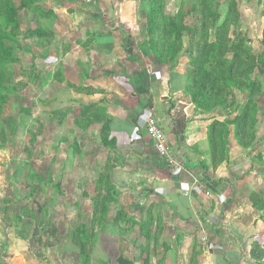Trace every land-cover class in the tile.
<instances>
[{"label": "rangeland", "instance_id": "rangeland-1", "mask_svg": "<svg viewBox=\"0 0 264 264\" xmlns=\"http://www.w3.org/2000/svg\"><path fill=\"white\" fill-rule=\"evenodd\" d=\"M26 2L29 7L19 12L18 17L23 32V48L16 47L15 54L19 63L7 66L12 75L6 70L5 80L11 82V90L0 91L8 97L0 119V264H7L9 258L13 263L15 256L11 259V251L21 254L27 249L43 264H81L82 260L75 252H70L68 244L71 238L83 234L84 227L89 235L95 231L98 234L100 228L92 223L93 202L102 203L105 198L113 206L112 218L117 209L125 206L126 213L136 217L138 223L134 233L116 237L121 250L137 256L143 246H148L147 237L139 228L140 222H144L142 205L137 208L130 194L120 196L116 178L112 179L115 191L110 190L109 174L117 165L111 162L104 137L108 136L111 120L102 105L104 99L84 91L98 89L102 81L88 83L79 71L80 56L90 51L95 41L101 42L98 35L106 32L107 37V30L121 29L124 33L117 40L124 57L128 48L134 47L133 52H138L135 44H128L130 37L142 50L146 43L149 52L152 51L149 28L153 20L160 17L165 27L155 31L154 40L159 39L158 36L169 38L166 42H176L180 53L176 61L165 58L163 62L158 60L154 48L157 54L153 53L151 58L157 66L165 63L171 67L173 75H180L177 90L184 91L185 105L190 103L187 75L192 67L221 76L216 87L210 84L205 92L206 101L201 109L206 112L195 110L208 118L207 121H221L227 126L229 145L226 154L221 155L226 158L225 163L232 155L231 138L238 143L234 125L228 126L227 122L242 115L245 104L254 100L256 111H251L249 117L255 120L256 139L252 142L256 144L241 158H258L255 169L264 171V0H14L13 7L5 8L0 3V15L11 13V23L16 19L19 6ZM35 8L39 14L32 18ZM41 14H49L51 18ZM7 22L0 17V30H5L2 27ZM31 28H37L38 37L26 38ZM163 43L158 47L164 50L168 45ZM236 48L244 59L243 64L236 63L238 66L234 64ZM145 63L150 66L152 62L148 59ZM220 64L223 74L215 67ZM104 65L101 62V66ZM123 68L127 72L130 67ZM147 69L142 68L146 75L151 71ZM104 71L100 68V80L104 78ZM78 78V84L72 81ZM146 86L148 92L150 86ZM234 157H237L235 153ZM229 165H224L225 173L242 174L241 169L237 172V167ZM262 175L264 172L257 175L255 171L250 180L243 176L245 187L252 180L255 188L257 181H263ZM137 182L132 179V184ZM221 183L219 180V185ZM129 225L123 222L125 230ZM11 229L15 238L13 250L7 239ZM159 235L160 226L154 222L150 250L157 244ZM37 236L43 237L42 245L36 242ZM104 238L105 235L102 240ZM168 238L174 242L173 235ZM67 252L71 254L69 261L62 258ZM170 259L181 261L173 258L171 252ZM205 259H195L194 263L203 264ZM96 261L92 256L87 264H100ZM179 264L191 263L184 259Z\"/></svg>", "mask_w": 264, "mask_h": 264}, {"label": "crops", "instance_id": "crops-1", "mask_svg": "<svg viewBox=\"0 0 264 264\" xmlns=\"http://www.w3.org/2000/svg\"><path fill=\"white\" fill-rule=\"evenodd\" d=\"M107 34V37L106 32L98 35L101 42L95 41L89 47L90 51L86 50L84 56H80L79 71L88 83L102 81L99 90L89 86L93 90L84 91L90 96L104 99L102 105L106 107L111 120L108 136L115 140L113 147L108 148V155L112 157L113 165H117L113 178L120 185V196L132 195L136 207L142 205L144 208L143 221L150 215L153 226L154 222L160 226L157 244L152 246L150 252V264H179L184 259L187 263L195 264V259L202 258H206L203 264H264V179L261 183L257 181L255 188L251 184L252 180L247 183L248 187H245L246 181L243 180V176L250 180L255 171L257 175L264 172L255 169L254 163L258 158H241L247 150L253 148L244 149L231 138L230 160L221 163L217 169L211 168L210 156L207 154V133L211 121L197 113L191 103L185 105L183 90H177L180 85H177V78L180 75H173L171 67L165 63L157 66L151 58L153 51H147L146 43L143 51L137 42H133L135 40L132 37L128 38V44H135L139 54L133 52L134 47L131 50L127 46V55H130L125 58V53L120 52L117 45L118 36L124 33L117 29L107 30ZM148 59L152 62L150 66L145 63ZM101 62L105 65L101 66ZM128 65L130 68L126 72L123 66L127 68ZM144 66L151 70L150 74L146 75L142 71ZM100 68L106 70L103 80H100ZM78 80L72 81L78 84ZM147 84L151 92H147ZM151 115L158 118L173 145L172 155L179 164L182 162L183 168L179 171L173 172L165 158L154 151V142L146 132L147 119ZM184 123L187 125L186 130L179 132V137L185 138L184 145L177 149L175 130L181 129ZM234 153L237 157L233 158ZM228 162L229 167H237V172L241 169L242 174L233 171L234 174L229 173V178L224 168ZM137 176L139 178L136 180ZM132 179L138 182L132 184ZM123 208L127 212V208ZM86 230L84 227V232ZM126 230L123 223L117 226L113 219H109L102 224L98 234L94 232L90 241L92 243L84 240V232L75 239L71 238L68 244L70 252L80 257L81 264L90 262L92 256L100 264H145L148 253L143 251L144 246L137 256H130L119 247L116 237L126 232H135V229ZM12 233L13 229L7 235L11 250L15 245ZM103 235L105 238L102 240ZM172 235L173 243L168 238ZM37 237L36 242L42 245L43 237ZM160 238L165 242L161 243ZM70 252L64 253L62 258L67 260L71 256ZM170 252L173 258L181 261L172 262ZM10 253L13 255L11 259L14 256L15 259L12 263L9 258L7 264H43L42 260L32 255L30 249L21 254ZM121 259L125 263H121Z\"/></svg>", "mask_w": 264, "mask_h": 264}, {"label": "trees", "instance_id": "trees-1", "mask_svg": "<svg viewBox=\"0 0 264 264\" xmlns=\"http://www.w3.org/2000/svg\"><path fill=\"white\" fill-rule=\"evenodd\" d=\"M0 3L3 5V7L8 8L7 6L13 7L14 0H0ZM29 7V3H23L19 6V9L17 11L16 19L13 20L11 23L9 22V18L11 17V13L7 12L6 14L0 15L1 18H4L8 20L6 26L2 27L5 28L4 31L0 30V91L6 92L7 89H10V83L5 80L6 76V70L7 74H11V70L7 68L9 64H17L19 63V60L17 59L16 54V47H20L21 49L23 48L22 42V35L23 32L21 30L22 25L21 22L19 21V12L27 9ZM4 8V9H5ZM36 8L34 9L32 18L34 16L36 17L39 13L36 11ZM40 16L47 17L48 19L51 18L49 14H41ZM157 20H153L152 26L149 28V33L151 36V43H152V51L155 53L154 48L157 50L158 53V60L163 61L166 58H170L172 60L178 59L177 55H179V47L176 46V42L173 44L171 41L166 42L169 38H165L162 36H158L159 39L154 40V33L157 29L163 30L164 26V21L160 18L157 17ZM152 23V21H151ZM39 31L40 27L38 28ZM44 29V28H43ZM37 28H31L28 30V37L29 39L36 38L38 37V34L36 33ZM162 35L163 33L160 32ZM165 36H167L166 31H164ZM174 40V39H172ZM149 41V39H148ZM162 41V42H161ZM165 42L166 45H168V48L166 49H161L158 47V45L161 43L163 45ZM26 45V44H25ZM28 47V46H27ZM29 49V48H28ZM155 53V54H157ZM243 56V55H242ZM241 56V52H238V48L235 49V55H234V64H243V57ZM16 57V58H15ZM233 64V65H234ZM236 64V65H237ZM238 66V65H237ZM217 70L222 71V64L216 65L215 66ZM233 67V66H232ZM189 70V69H188ZM205 71V70H204ZM204 71H197L195 68H191L189 74L187 75L188 77V88L187 92L189 93L190 97V103L194 105L195 109H200L199 111L201 113H205L206 111L204 109H201V106H203L204 102L206 101V90L209 89L210 84H212V87L217 85V82H219V79L221 76H219L217 73V76L214 74H210L208 72ZM224 71H222V74ZM12 75V74H11ZM172 80V79H171ZM170 80V81H171ZM9 83V84H8ZM220 84V83H219ZM215 85V87H216ZM10 86V87H9ZM194 89V90H193ZM16 90V89H15ZM184 92V91H183ZM197 92V93H196ZM201 98L202 101L199 102L198 98ZM192 98V99H191ZM8 102V97L5 95H1L0 92V119H1V113H3V109L5 105ZM249 100L248 103H246L244 110L242 112V115H240L238 118H236L234 121H228L227 125L230 126L231 124L234 125L235 129V137L239 143V145L244 148V149H249L252 147H255L256 142L252 140L256 139V134H255V120L250 119L251 111L255 112L256 107H255V102L254 100L252 101ZM232 125V126H233ZM186 123L183 124L181 129L175 130V135H176V140H177V149L178 147L180 148L182 145H184V140L185 138H180L179 137V132L185 131L186 130ZM225 123L219 121V122H214L212 121L208 127V133H207V142L209 144V149L207 150L208 156H210L211 160V168L217 169L218 166L225 161L226 158H221L222 154H226V148L229 145V137L227 138V131L225 130ZM254 128V129H253ZM253 129V130H252ZM257 133V129H256ZM110 136H105L104 141H105V146L108 148H112L113 145L115 144L114 139H109ZM220 147V148H218ZM177 149L174 148V150L177 152ZM225 157V156H224ZM112 162V158H111ZM113 172H114V166H113V171L110 172V190L111 192L115 191V186L114 182H112L113 179ZM109 198H111L109 196ZM112 199V198H111ZM111 202V201H110ZM110 202H108L107 198L103 200L102 203L93 202V220L92 223L96 227V225L101 228L102 224L107 222L109 219H113V223L117 226H119L121 223H130V225L127 227V231H133L138 225L136 222L135 218L128 215L125 211L124 208H120V210H116V215L114 218L111 217L110 213L113 211L112 208L113 206H110ZM153 226L152 223V217L147 218V220L144 223H141L140 225V230L142 235L144 234L147 237V243L148 246H146L144 249L147 251V256L144 260L145 264H150L151 261V250H150V245H151V227ZM88 230L84 232V240L86 242H90L92 240V237L94 235V232L91 234V237L89 236ZM82 236V237H83ZM90 238V239H89ZM92 243V242H90ZM121 263H125L124 260L121 259Z\"/></svg>", "mask_w": 264, "mask_h": 264}, {"label": "built area", "instance_id": "built-area-1", "mask_svg": "<svg viewBox=\"0 0 264 264\" xmlns=\"http://www.w3.org/2000/svg\"><path fill=\"white\" fill-rule=\"evenodd\" d=\"M146 132L154 142L153 149L161 155L166 161L168 167L173 171H179L183 168L182 162L179 164L177 159L172 155L173 145L163 130L157 117L154 115L147 119Z\"/></svg>", "mask_w": 264, "mask_h": 264}]
</instances>
